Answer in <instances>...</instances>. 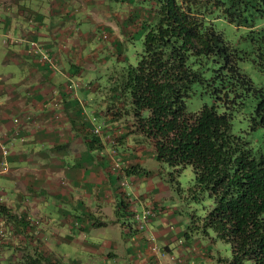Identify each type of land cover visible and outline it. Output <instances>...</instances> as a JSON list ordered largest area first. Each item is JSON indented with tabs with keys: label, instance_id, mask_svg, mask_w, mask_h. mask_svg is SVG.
<instances>
[{
	"label": "crops",
	"instance_id": "1",
	"mask_svg": "<svg viewBox=\"0 0 264 264\" xmlns=\"http://www.w3.org/2000/svg\"><path fill=\"white\" fill-rule=\"evenodd\" d=\"M132 2L119 10L107 0H0V144L8 150L0 161L9 166L0 188L17 215H0L13 231L0 240V264H27L38 251L62 264H217L210 243L185 237L158 164L146 165L153 145L110 117L106 93L103 110L89 103L99 89L91 72L106 51L92 38L141 33L130 24L143 5ZM97 115L104 129L94 133ZM148 205L158 213L140 226L135 213Z\"/></svg>",
	"mask_w": 264,
	"mask_h": 264
},
{
	"label": "trees",
	"instance_id": "2",
	"mask_svg": "<svg viewBox=\"0 0 264 264\" xmlns=\"http://www.w3.org/2000/svg\"><path fill=\"white\" fill-rule=\"evenodd\" d=\"M148 9L141 51L135 64L118 65L107 112L149 140L180 197L210 201L203 215L189 212L185 237L212 231L230 245L227 264H264V80L242 67L248 61L264 75V0H150ZM218 18L244 28L243 44L216 27ZM196 91L211 102L187 110ZM187 166L193 183L184 188L176 175ZM1 214L17 216L2 201ZM24 261L62 264L40 251Z\"/></svg>",
	"mask_w": 264,
	"mask_h": 264
},
{
	"label": "rangeland",
	"instance_id": "3",
	"mask_svg": "<svg viewBox=\"0 0 264 264\" xmlns=\"http://www.w3.org/2000/svg\"><path fill=\"white\" fill-rule=\"evenodd\" d=\"M131 5H143V7H139L138 14L133 17V21L128 22L134 30H137L141 32L143 30V19L148 14V9L150 6V0H130ZM108 4L111 5L112 8L116 7L119 10L126 9V0H107ZM123 3V4H122ZM145 7V8H144ZM132 19V18H131ZM264 22V19L261 21V23ZM216 27L220 29L224 35L230 39L233 42H240L243 44L242 40H240V35L243 33V27L236 26L228 21H225L223 18H218V20L215 22ZM98 32V31H97ZM132 32V31H130ZM105 34H99L97 33L95 37H93L92 44H97L98 47L104 46L102 49L106 50L105 52H99L98 60L99 65L96 66L94 70H92V78L95 79L99 83V89L93 94V96L89 97V103L91 106H94V108L99 111L104 109V104L102 103L104 99V93L108 94L110 82L111 80L116 79L118 76L119 71L117 70L118 65H121L122 62L129 61L132 64L136 63L137 59V53L141 51L142 46V38L141 33H133L132 34H109L106 32H103ZM90 47V46H89ZM89 47L87 49H89ZM94 54V53H93ZM107 58V59H104ZM242 67L244 70L252 77V79L256 82V84L262 83L264 80V75L261 71L253 67L248 61L242 64ZM89 75V76H90ZM90 76V77H91ZM211 98L207 94H201L198 91L194 92L189 98L186 100V109L190 111H195L201 107L203 103H210ZM100 116V117H99ZM94 116L92 118L93 125L97 126L98 128L104 127L103 120H101V115ZM122 123H125L126 128H128V131L133 133L130 137L133 140H137L136 142H146L149 140H146L144 137L136 134L137 131L131 130L132 125L131 122L128 120H122ZM104 129V128H102ZM94 134V133H93ZM135 134V135H134ZM136 136V138H135ZM150 144V143H149ZM146 145L147 142H146ZM156 163V160L153 161L147 157L146 165L150 163ZM162 170H159V173L165 178L168 176V173L172 170L170 166L166 164H161ZM163 167V168H162ZM160 169V168H159ZM192 171L189 166L181 169L176 177L177 181L180 183V185L184 188H187L191 183H193L192 180ZM0 185L2 183L0 182ZM171 188V187H170ZM171 194L172 197L166 198V201L168 204L174 203V205L179 210V216H181L182 221H184V224L189 222V212H193L196 215H203L204 214V207L203 205H207L210 202L208 199H204L202 202L201 200H194V199H185L180 197V195L177 193V191L174 188H171ZM3 218L0 219V222H2ZM4 224V223H3ZM2 224V225H3ZM5 227V226H4ZM15 233V231H14ZM9 235V236H8ZM13 235V231L10 230V232H7V235L5 237H0V240H6L7 237H10ZM17 237V236H16ZM203 242L210 243V247L212 250V254L215 257V263L217 264H227L226 258H229L231 256V248L230 245L217 238L212 231H210V237L208 236H200ZM182 241V240H181ZM19 241L16 243V250H20L21 248L18 247ZM13 250V249H12ZM19 253V251H18ZM13 264H16L17 262H12Z\"/></svg>",
	"mask_w": 264,
	"mask_h": 264
},
{
	"label": "built area",
	"instance_id": "4",
	"mask_svg": "<svg viewBox=\"0 0 264 264\" xmlns=\"http://www.w3.org/2000/svg\"><path fill=\"white\" fill-rule=\"evenodd\" d=\"M102 34H105V33H102ZM30 49L29 50H33V51H35V52H38L37 51V43L35 42V41H32V44H31V46L29 47ZM40 57L42 58V59H44V60H46L48 63H49V65H51V66H53L54 65V62L52 61V59H51V57L48 55V53L47 52H41V55H40ZM68 86H69V88H71V87H73L72 86V83H69L68 84ZM93 132L94 133H99L100 132V128H98L97 126H94L93 127ZM19 134V131H14V132H12L11 134H10V138H14V136L15 135H18ZM113 151H115L114 149H113ZM7 152H8V150H7V148L4 146V145H2V144H0V153L2 154V155H6L7 154ZM115 165H119V159H117L116 160V162H115ZM9 170V166H8V164H7V161L6 160H1L0 161V175L1 174H3V173H5V172H7ZM120 183L122 184V185H124L125 184V181H120ZM2 194H3V192H2V189L0 188V201H2L3 200V197H2ZM158 213V211L156 210V208L154 207V206H152V205H148V206H146V207H144L143 208V210L142 211H140V212H136L135 213V216L137 217V219L138 220H140V226L143 224L142 222H143V220H147V218L148 217H151V216H153V215H156ZM139 217V218H138ZM142 221V222H141ZM4 221L2 220V222H0V237H5L6 235H7V232H9L5 227H4ZM3 224V225H2ZM181 241V240H180ZM152 250H154L155 252L156 251H159V248H158V246L157 245H155V244H152ZM160 264H168L167 262H160Z\"/></svg>",
	"mask_w": 264,
	"mask_h": 264
},
{
	"label": "clouds",
	"instance_id": "5",
	"mask_svg": "<svg viewBox=\"0 0 264 264\" xmlns=\"http://www.w3.org/2000/svg\"><path fill=\"white\" fill-rule=\"evenodd\" d=\"M2 197H3V195H2ZM4 201V198H3V200H2V202Z\"/></svg>",
	"mask_w": 264,
	"mask_h": 264
}]
</instances>
